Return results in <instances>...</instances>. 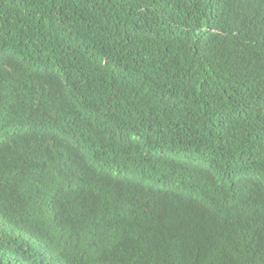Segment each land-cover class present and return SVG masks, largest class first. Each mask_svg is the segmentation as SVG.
I'll return each mask as SVG.
<instances>
[{
	"label": "trees",
	"instance_id": "16d2710c",
	"mask_svg": "<svg viewBox=\"0 0 264 264\" xmlns=\"http://www.w3.org/2000/svg\"><path fill=\"white\" fill-rule=\"evenodd\" d=\"M0 264H264V0H0Z\"/></svg>",
	"mask_w": 264,
	"mask_h": 264
}]
</instances>
